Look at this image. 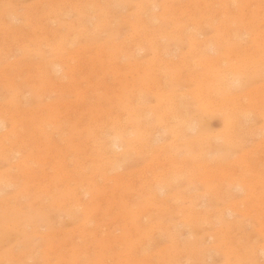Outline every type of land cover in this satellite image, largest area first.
I'll use <instances>...</instances> for the list:
<instances>
[{"label":"rangeland","instance_id":"374dc122","mask_svg":"<svg viewBox=\"0 0 264 264\" xmlns=\"http://www.w3.org/2000/svg\"><path fill=\"white\" fill-rule=\"evenodd\" d=\"M105 1L82 18L65 0H0V264H264L263 7L246 30L240 0L225 17L235 30L166 18L144 32L129 26L134 0H111L110 26L98 27ZM143 1L157 4L146 18L166 0ZM168 1L191 16L202 3ZM49 2L60 4L48 14ZM71 20L81 32L55 50ZM122 38L126 55L92 66ZM52 61L61 68L46 77ZM117 129L114 164L101 142Z\"/></svg>","mask_w":264,"mask_h":264},{"label":"bare ground","instance_id":"6f19581e","mask_svg":"<svg viewBox=\"0 0 264 264\" xmlns=\"http://www.w3.org/2000/svg\"><path fill=\"white\" fill-rule=\"evenodd\" d=\"M42 1V0H41ZM63 0H61V2H62ZM65 1H68V2H66V4L70 7V8H73L74 10H77L80 14H81V16H82V18H84L83 16H85L87 13H86V11L87 10H90V11H92L91 9H93V8H95L96 6H95V4L94 3H92L91 2V0H65ZM93 1V0H92ZM173 1V0H172ZM240 0H202V3L200 2L199 3V5H198V9H197V11H198V15L196 14V15H193V16H191V15H189V12L192 10H190V11H183V10H185V9H182V4H181V7H179V8H177L176 10H175V12H172V11H170V5H169V3L170 4H172L171 3V1H168V0H166V1H164L163 2V4L162 3H159L160 5H161V8H162V11L160 12V13H156L155 15H149V16H147L146 18L144 17V15L147 13V11L150 9V7H152V8H156L157 7V4H153V5H151V2H145V1H143V0H134V6H135V9H136V18L134 19V21H129V26L130 27H132L133 29H137V28H140V30H142V31H144L145 32V30L147 29V25L148 26H152V29H162V28H165L166 26L163 24V23H161L160 25H158L157 27H153V24H154V22H156V21H162V20H164V19H166V18H170V19H174L176 22H177V24H178V27L181 29V28H183V29H185V28H188L192 23H194L193 25H191L192 27H200L201 25H200V22H202L204 25H210V26H216V27H218L219 29H223V30H225V31H229V29L232 31V30H235V28H232V26H230L229 25V23H228V21H227V19L225 18L226 17V15L228 16L229 14H231V12L229 11V9L230 8H232V5L234 4V5H236V3H238ZM248 1V3H249V11H251V12H249L250 13V16L247 18V21H244V22H242L241 23V25H242V29H248V26L250 27V26H252V25H254L256 22H258V21H260V20H254L253 18H254V16H258L257 15V13H258V8L256 7V6H258V7H263V10H264V1L263 0H247ZM98 2V1H97ZM120 2H122V4L123 5H125V4H127L128 3V1L127 0H121ZM55 3V2H54ZM84 3V4H83ZM152 3H154V2H152ZM53 4V2H49L47 5H48V7L49 6H55V8L54 9H51L49 12H48V14L49 13H53V11L58 7V5L60 4L59 2L58 3H56V4H54V5H52ZM89 4H91L90 6H89ZM111 4H112V1L111 0H106L104 3H98V8H99V10L101 11V14H97V15H92L93 17H95L96 18V20H97V22H98V27H101L102 29L103 28H105V29H108V27L110 26L109 25V20H110V18H112V17H110L111 16V13H112V7H111ZM184 4V3H183ZM30 5V4H29ZM173 5V4H172ZM83 6L84 7H86V8H83ZM188 6H189V4H188ZM221 7V11H220V16L218 17V15L216 14V7ZM237 6V5H236ZM65 7V6H64ZM256 7V8H255ZM47 8V7H46ZM252 8H255V9H253V10H251ZM247 9H248V4H247ZM43 10H44V8H43ZM170 11V12H169ZM41 13V12H40ZM100 13V12H99ZM43 14V13H42ZM79 14V15H80ZM31 15H32V13H31ZM185 15H187V16H185ZM180 16V17H179ZM34 17V16H33ZM51 17V16H50ZM110 17V18H109ZM233 17V16H232ZM109 18V19H108ZM5 19V18H4ZM43 20V19H42ZM41 20V21H42ZM50 20V19H49ZM40 21V22H41ZM72 21V20H71ZM191 23H190V22ZM214 21H216V22H214ZM47 22V21H46ZM81 22H83V20H77V21H72V22H70V23H68L67 25L66 24H64V32L62 31V33L60 32V34H59V36H58V33L59 32H56V31H54L55 33H57V36H58V38H57V40H56V42H55V44H54V49L55 50H61L62 48H63V44H71L72 43V41H73V39H71V38H74V36H75V34L76 33H78V32H81L80 31V29H81V27H83L82 26V24H81ZM167 23V22H166ZM5 24V23H4ZM263 24H264V20H263ZM49 24H47L46 26H48ZM109 25V26H108ZM238 25V24H237ZM3 26V24L0 26V27H2ZM7 26V25H6ZM6 26H5V28H6ZM9 26V25H8ZM7 26V27H8ZM43 26H45V25H43ZM43 26H42V28H43ZM53 26V25H52ZM4 27V26H3ZM55 27V26H54ZM61 28H62V26H60ZM11 28V29H10ZM20 28V27H19ZM48 28V27H47ZM61 28H59V31H61L60 29ZM1 29V28H0ZM4 29V28H3ZM2 29V30H3ZM50 29V28H49ZM48 29V30H49ZM51 29H55V28H51ZM105 29H103V30H105ZM175 29V28H174ZM217 29V28H216ZM9 30L11 31L12 30V26H9ZM8 30V31H9ZM47 30V31H48ZM148 30V29H147ZM218 30V29H217ZM4 31V30H3ZM21 31V30H20ZM19 31V32H20ZM17 32V31H16ZM15 32V33H16ZM41 32H43V31H41ZM40 32V33H41ZM49 32V31H48ZM54 32H52V33H54ZM224 32V31H223ZM13 33V32H12ZM12 33L10 32V35H12ZM30 33V32H29ZM29 33H27V34H29ZM47 32H45V34H46ZM51 33V34H52ZM117 33V32H116ZM143 33V32H142ZM7 33H5V35L4 36H6V37H4V38H7V40H8V35H6ZM9 34V33H8ZM20 35L22 34L23 35V32H21V33H19ZM18 34V35H19ZM49 34V33H48ZM47 34V36H49ZM80 34V33H79ZM79 34H77V35H79ZM149 34V33H148ZM155 34V33H154ZM1 35V34H0ZM16 36H17V33L15 34ZM19 35V36H20ZM21 35V36H22ZM53 35V34H52ZM179 35V34H178ZM55 36V35H54ZM53 36V37H54ZM73 36V37H72ZM111 36V35H110ZM114 36V35H113ZM1 37H3L2 35H1ZM23 37H27V36H23ZM50 37H51V35H50ZM24 38V39H25ZM47 38V37H46ZM56 38V37H55ZM108 38V37H107ZM113 38H115V36L113 37ZM180 38V37H179ZM182 38V37H181ZM11 39V38H10ZM10 39H9V41H10ZM71 39V40H70ZM110 39H112V38H110ZM1 40V39H0ZM14 40V39H13ZM20 40V39H19ZM48 40V39H47ZM55 40V39H54ZM190 40H191V38H190ZM4 41H6V39H4ZM9 41H8V43H9ZM20 41H23V40H20ZM109 41V40H108ZM11 42H13V41H11ZM67 42V43H66ZM103 42V41H102ZM135 42V41H134ZM8 43H6V44H4V45H7L6 47L7 48H9L8 46H9V44ZM205 43V45L204 46H207L208 47V45L210 44L209 42L207 43V42H204ZM102 44V43H101ZM106 44V43H105ZM108 44V43H107ZM17 45V44H16ZM0 46H3V45H0ZM15 46V45H14ZM13 46V47H14ZM24 46H25V44H24ZM33 46H34V44H33ZM40 46V45H39ZM115 47V49H116V51L115 52H113L112 53V51H110V52H107V50H108V48H107V50H104L103 48H100L97 52H96V54H98V55H100V57L99 58H95L94 57V55H93V58H91V63L93 64L92 66H104L106 63H104V61L106 60L107 61V63L108 62H112L114 59H116V58H118L119 57V55H126V51H125V48H126V43H125V39L123 40V38H122V40H121V42L118 44V43H112L111 45H108V47ZM12 47V48H13ZM17 47V46H16ZM15 47V48H16ZM26 48H27V46H25ZM31 48H32V46H30ZM36 46H34L33 48L34 49H36L35 48ZM67 47V46H66ZM81 47V46H80ZM88 47V46H87ZM1 49H3L4 48V46H3V48L2 47H0ZM6 48V49H7ZM18 48H19V46H18ZM29 48V47H28ZM32 48V49H33ZM44 48V47H43ZM42 48V49H43ZM65 48V47H64ZM82 49H84V51H86V47L84 46V47H81ZM89 48H91V47H89ZM88 48V49H89ZM38 49V48H37ZM37 49H36V51H37ZM40 49V48H39ZM42 49H40L41 51H42ZM87 49V50H88ZM10 50H12V49H10ZM69 50V49H68ZM81 50V49H80ZM90 50V49H89ZM94 50V49H93ZM218 50V49H217ZM76 51H79V49L77 50H75V52ZM109 51V50H108ZM6 52V51H5ZM18 52V51H17ZM69 52V51H68ZM82 52V51H81ZM2 53V52H1ZM84 53V52H83ZM93 53V52H92ZM3 54V53H2ZM85 54V53H84ZM185 55V54H184ZM67 57H68V55H67ZM164 58V57H163ZM180 58V57H179ZM167 59V58H166ZM171 59V58H170ZM56 60V59H55ZM64 60V59H63ZM155 61V60H154ZM214 61V60H213ZM8 62V61H7ZM58 62H60V61H52V62H48L45 66L43 65L42 66V68H43V72H41V73H44V75L46 76V77H49V75L52 73V72H57V71H59L60 70V68H61V65H60V63H58ZM185 62V61H184ZM44 64V63H43ZM111 64V63H110ZM171 64H173V63H171ZM29 65H30V63H29ZM40 65H42L41 63H40ZM151 65V64H150ZM168 65V64H167ZM207 65V64H206ZM13 66V65H12ZM32 66V65H31ZM34 66H39V64L37 65H35L34 64ZM75 66V65H74ZM138 66V65H137ZM168 66H170V65H168ZM208 66V65H207ZM215 66V65H214ZM30 67V66H29ZM40 67V66H39ZM111 67V66H110ZM141 67V66H140ZM211 67V66H210ZM209 67V68H210ZM99 68V67H98ZM138 68V67H137ZM178 68H179V66H178ZM213 68V67H212ZM103 70H104V68H103ZM231 70V69H230ZM233 70H231V72H232ZM69 72V71H68ZM209 72H210V70H209ZM75 73V72H74ZM118 73V72H117ZM212 73V72H211ZM240 74H241V71H240ZM40 75H43V74H40ZM175 75V74H174ZM247 75V74H246ZM245 75V76H246ZM175 76H177V75H175ZM175 76H173V78H175ZM214 76V75H213ZM238 76H239V74H238ZM259 76V75H258ZM170 77V76H169ZM243 77V76H242ZM247 77V76H246ZM172 78V79H173ZM197 78V77H196ZM206 78V76H204V79ZM208 78V77H207ZM206 78V80L207 81H209V79H207ZM224 78H225V76H222L221 77V79L220 80H222V82L224 81ZM234 79V78H233ZM246 79V78H245ZM206 80H204V81H206ZM46 81V80H45ZM206 81V82H207ZM44 82V81H43ZM224 82H226V80L224 81ZM50 83V82H49ZM48 83V84H49ZM56 83V82H55ZM218 84V83H217ZM52 85V84H51ZM67 85V84H66ZM226 85V84H225ZM45 86V85H44ZM200 87H201V85H199ZM125 87V86H124ZM220 87V86H219ZM39 89V88H38ZM215 90V89H214ZM220 90H222V89H220ZM44 91V90H43ZM46 91V90H45ZM121 91V90H120ZM171 91V90H170ZM199 91H201V90H199ZM226 91H228L227 89H226ZM17 93V92H16ZM20 93V92H19ZM173 93H175V90H173ZM203 94L205 93V92H202ZM228 93V92H227ZM18 94V93H17ZM45 94V93H44ZM200 94V93H199ZM210 94V93H209ZM231 94V93H230ZM13 95V94H12ZM170 95V94H169ZM172 95V94H171ZM175 95V94H174ZM178 95V94H177ZM177 95H175V96H177ZM202 95V94H201ZM208 95V94H207ZM14 96V95H13ZM174 96V97H175ZM196 96V95H195ZM212 96V95H211ZM170 97V96H169ZM25 98V97H24ZM170 98H172V97H170ZM164 99V98H163ZM175 99H176V97H175ZM198 99V98H197ZM204 99V98H203ZM173 100H174V98H173ZM172 100V101H173ZM199 100V99H198ZM166 101H168V99H166ZM205 101V100H204ZM169 102H171L170 100H169ZM168 102V103H169ZM174 102H175V100L173 101V102H171V103H173L174 104ZM178 102V101H177ZM177 102H175V103H177ZM203 102V101H202ZM166 103V102H165ZM197 103V102H196ZM199 103V102H198ZM207 103H209V105H211L212 104V102L211 101H208ZM166 105V104H165ZM172 105V104H171ZM203 105V104H202ZM214 105V104H213ZM216 105V104H215ZM204 106V105H203ZM169 107H170V105H169ZM168 107V108H169ZM175 107V106H174ZM209 107V106H208ZM237 107V106H236ZM193 109V108H192ZM232 109V108H231ZM175 110V108H169V111H170V114H171V116H174V118H175V116H177V117H181L182 115H183V113H186V112H188V108H184V111L182 112V113H178V112H176V111H174ZM197 110H198V108H197ZM203 110V109H202ZM228 110V109H227ZM232 110H234V109H232ZM168 111V112H169ZM191 111V110H190ZM192 111H194V110H192ZM206 111V110H205ZM230 111V112H229ZM228 112L230 113V115H229V117H228V119H227V127H235V125H234V123L235 122H237V119H235V120H233L232 119V117H233V112L231 111V110H228ZM3 113V112H2ZM192 114V113H191ZM194 114V113H193ZM201 114H202V112H201ZM4 115V114H3ZM189 115V114H188ZM192 117V116H191ZM190 117V118H191ZM182 118V117H181ZM190 118H187V119H190ZM186 119V120H187ZM160 121H161V119H160ZM234 121V122H233ZM178 123H177V125H176V122L174 121L173 122V125L175 124V127L173 126V134H176L177 133V131H178V128H179V125H181V122L178 120L177 121ZM186 122V121H185ZM198 122V121H197ZM158 123V122H157ZM201 123V122H200ZM224 123V122H223ZM112 124L114 125V127L115 128H117L116 127V123H114V122H112ZM1 125H2V120H1V118H0V127H1ZM148 125V124H147ZM172 125V124H171ZM200 125V124H199ZM43 126V123L41 124V127ZM226 126V125H225ZM147 127V126H146ZM152 127H153V125H152ZM172 127V126H171ZM150 129V128H149ZM152 129V128H151ZM115 130V129H114ZM118 130V129H117ZM233 130V129H232ZM146 131V130H145ZM150 131V130H149ZM171 131V130H170ZM169 131V132H170ZM198 131V130H197ZM96 132V131H95ZM195 132H196V130H195ZM137 133V132H136ZM146 133V132H145ZM149 134H151V132L149 133ZM148 133H147V135H149ZM198 134V133H197ZM116 135L117 136H115V137H109L108 139L106 138V140H103L101 143H103L102 144V146H103V148H102V150L105 152V153H103V154H109V155H107L106 157V160L107 161H109L110 163H114V164H118V162H119V158L120 157H122V156H124V154L122 155V156H120V157H118L117 155L119 154H117L116 153V155H114L115 154V152H114V150H116V148H120L121 147V149L123 150V147L122 146H124L125 144H123L122 143V141H121V135H122V131H120V130H118V133H116ZM145 135V134H144ZM144 135H142V137L144 136ZM153 135V134H152ZM151 135V136H152ZM196 135V134H195ZM138 136V135H137ZM150 136V135H149ZM181 136V135H180ZM197 136V135H196ZM140 137V136H139ZM145 137V136H144ZM151 138V137H150ZM229 138V137H228ZM153 139V138H152ZM197 139V138H196ZM142 140V139H141ZM147 140V139H146ZM105 141V142H104ZM201 141V140H200ZM208 141V140H207ZM222 141V140H221ZM201 142H203V141H201ZM205 142V141H204ZM156 144V143H155ZM163 144V143H162ZM168 144V143H167ZM203 144V143H202ZM205 144V143H204ZM159 145V144H158ZM161 145V144H160ZM254 145V144H253ZM156 146V145H155ZM154 146V147H155ZM199 146V145H198ZM135 147V146H134ZM133 149V148H132ZM131 149V150H132ZM201 149V148H200ZM202 150V149H201ZM205 150V149H204ZM213 150V149H212ZM130 151V150H129ZM190 151H192V150H190ZM118 152H119V150H118ZM131 152H133V151H131ZM124 153V152H123ZM121 155V154H120ZM194 155V154H193ZM216 158V157H215ZM109 159V160H108ZM121 159V158H120ZM159 159V158H158ZM118 160V161H117ZM122 160V159H121ZM117 161V162H116ZM63 165V164H62ZM53 167V166H52ZM120 168V167H119ZM67 169V168H66ZM61 170V169H60ZM62 173V172H61ZM102 173V172H101ZM104 173V172H103ZM118 173V172H117ZM108 174V173H107ZM61 175V174H60ZM109 175V174H108ZM63 176V175H62ZM100 177V176H99ZM120 177V176H119ZM61 178V177H60ZM114 179L116 180V178L114 177ZM73 180V179H72ZM114 180V181H115ZM104 181V180H103ZM55 183V182H54ZM100 183V182H99ZM157 184V183H156ZM65 185V184H64ZM98 185H100V184H98ZM159 185V184H158ZM54 186V185H53ZM117 186V185H116ZM157 186V185H156ZM156 186H153L152 185V188H153V190L154 189H156ZM159 186H161V185H159ZM161 189L162 188H157V190H158V192L159 193H161ZM71 190V189H70ZM249 191V190H248ZM165 192V191H164ZM118 193V192H117ZM74 196V195H73ZM116 197V196H115ZM72 199V198H71ZM69 200V199H68ZM74 200V199H73ZM5 202V201H4ZM208 203V202H207ZM56 205V204H55ZM60 206H62V205H60ZM76 206H80V202H78L77 204H76ZM108 211V210H107ZM96 214V213H95ZM51 216V215H50ZM103 216V215H102ZM96 217V216H95ZM112 219V218H111ZM127 219V218H126ZM79 220V219H78ZM91 223V222H90ZM89 223V224H90ZM124 223V222H123ZM125 224V223H124ZM86 225V224H85ZM87 225H88V223H87ZM86 225V226H87ZM89 226V225H88ZM80 228V227H79ZM89 228V227H88ZM83 229V228H82ZM117 229V228H116ZM84 230V229H83ZM168 230V229H167ZM147 232V231H146ZM180 232V231H179ZM149 233V232H148ZM181 233V232H180ZM98 234V233H97ZM33 241V240H32ZM77 241V240H76ZM68 242V241H67ZM14 243V242H13ZM72 243H73V241H72ZM68 244V243H67ZM47 245V244H46ZM10 246V245H9ZM62 246V245H61ZM87 247V246H86ZM85 247V248H86ZM69 249V248H68ZM80 250H82V249H80ZM79 250V251H80ZM8 251V250H7ZM28 251V250H27ZM79 251H77L78 253H79ZM88 251V250H87ZM105 251V250H104ZM61 252H63V251H61ZM85 252V251H84ZM103 252V251H102ZM75 253H76V251H75ZM10 255V254H9ZM19 255H20V253H19ZM83 256V255H82ZM17 257V256H16ZM3 258H4V256H3ZM147 258H149V257H147ZM48 259V258H47ZM79 260V259H78Z\"/></svg>","mask_w":264,"mask_h":264}]
</instances>
